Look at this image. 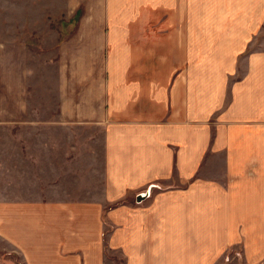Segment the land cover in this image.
Returning <instances> with one entry per match:
<instances>
[{
  "label": "crops",
  "instance_id": "0c3cea01",
  "mask_svg": "<svg viewBox=\"0 0 264 264\" xmlns=\"http://www.w3.org/2000/svg\"><path fill=\"white\" fill-rule=\"evenodd\" d=\"M68 1L47 116L0 66L2 237L31 264H264V0Z\"/></svg>",
  "mask_w": 264,
  "mask_h": 264
},
{
  "label": "rangeland",
  "instance_id": "374dc122",
  "mask_svg": "<svg viewBox=\"0 0 264 264\" xmlns=\"http://www.w3.org/2000/svg\"><path fill=\"white\" fill-rule=\"evenodd\" d=\"M67 3H69L68 0H0V66L18 63L33 68L32 74L30 73L26 80L29 84H33V87L35 86L31 100H37L34 97L39 95L38 92L42 89L46 90L43 97L39 95L43 101L44 116L50 113L49 87H53L52 80L59 75L57 68L65 65V50L80 47V42L72 40V37L75 39V34L80 31L78 18L86 14V11L81 7L72 10V7H69ZM92 13L93 11L90 9L89 16ZM6 17L13 18L14 23L7 25L4 21ZM21 27L24 29L21 30ZM8 28H10V32L15 33L20 29L23 40L3 39L1 34H6ZM6 44L12 49L9 51L4 49L3 46ZM22 45L24 51L21 54ZM16 53L18 54L16 55ZM1 96L2 92L0 91ZM41 128L50 127L42 125ZM15 245L14 242L3 238L2 232H0V264H31L30 260ZM23 245H25V241Z\"/></svg>",
  "mask_w": 264,
  "mask_h": 264
},
{
  "label": "water",
  "instance_id": "95a60500",
  "mask_svg": "<svg viewBox=\"0 0 264 264\" xmlns=\"http://www.w3.org/2000/svg\"><path fill=\"white\" fill-rule=\"evenodd\" d=\"M138 199H139V200H142V199H143V196H139Z\"/></svg>",
  "mask_w": 264,
  "mask_h": 264
}]
</instances>
